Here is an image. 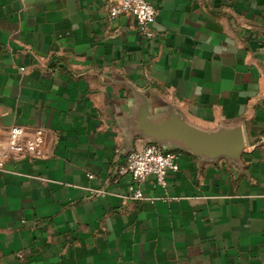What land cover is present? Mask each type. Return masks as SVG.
I'll use <instances>...</instances> for the list:
<instances>
[{
    "label": "crops",
    "instance_id": "obj_1",
    "mask_svg": "<svg viewBox=\"0 0 264 264\" xmlns=\"http://www.w3.org/2000/svg\"><path fill=\"white\" fill-rule=\"evenodd\" d=\"M146 1L150 36L107 0H0V264H264V0ZM122 80L200 129L240 125L239 166L166 151L153 201L123 199ZM13 125L44 130L40 157L7 151Z\"/></svg>",
    "mask_w": 264,
    "mask_h": 264
},
{
    "label": "water",
    "instance_id": "obj_2",
    "mask_svg": "<svg viewBox=\"0 0 264 264\" xmlns=\"http://www.w3.org/2000/svg\"><path fill=\"white\" fill-rule=\"evenodd\" d=\"M120 85L129 93L127 107L118 120L127 145L125 155L131 151L134 138L141 137L164 151H183L206 161L226 159L233 166H239L245 147L240 125L203 130L189 124L168 104L152 105L148 93L129 81L122 80Z\"/></svg>",
    "mask_w": 264,
    "mask_h": 264
},
{
    "label": "built area",
    "instance_id": "obj_3",
    "mask_svg": "<svg viewBox=\"0 0 264 264\" xmlns=\"http://www.w3.org/2000/svg\"><path fill=\"white\" fill-rule=\"evenodd\" d=\"M107 1L108 15L111 18L131 15L136 20L138 31L150 36L148 28L154 22L156 11L149 2L146 0ZM43 140L42 128L34 129L30 137H25L24 128L13 125L8 129L7 151L18 157L38 158L42 155ZM177 157V153L166 152L154 143H145L140 149L131 150L125 155L124 167L119 171L131 177L127 193L122 198L134 202H152V199L143 195L141 185L147 178L152 177L157 185L165 187L168 173L176 172L178 169Z\"/></svg>",
    "mask_w": 264,
    "mask_h": 264
}]
</instances>
